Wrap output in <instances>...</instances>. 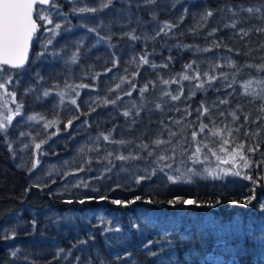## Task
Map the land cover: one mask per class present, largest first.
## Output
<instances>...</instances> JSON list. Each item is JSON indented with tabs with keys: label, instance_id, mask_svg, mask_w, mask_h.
Wrapping results in <instances>:
<instances>
[{
	"label": "trees",
	"instance_id": "1",
	"mask_svg": "<svg viewBox=\"0 0 264 264\" xmlns=\"http://www.w3.org/2000/svg\"><path fill=\"white\" fill-rule=\"evenodd\" d=\"M100 2L57 0L66 19L54 18L57 23L61 22L62 29L52 38V44L43 38L41 27L28 64L19 69L2 66L5 71L0 83L10 75L16 77L22 73L18 84L10 81L9 87L22 105L23 113L46 114L49 103L41 98V91L75 88L80 91L77 103L61 115L60 134L64 133V123L71 121L68 130L74 131L75 136L92 134L101 139L108 136L107 141L103 139L104 151L119 153L120 149H134L126 156L127 161H121L124 164L145 161L151 169L189 162L197 146L210 152L222 142L216 143L218 138L210 136V132L213 134L215 128L223 125L221 136L226 138L223 148L236 153V164L230 173L240 175L196 179L185 185L169 183L160 189L150 179L139 185H118L110 191L94 192L85 188L55 191L51 183H40L34 170L17 163L12 153L15 126L25 128V125L13 117L7 132L0 134V236L11 225L10 218L18 217L25 226L14 229V239L0 238V264H100L97 250L108 264H156V258L148 256L139 244L157 237L163 229L171 230L173 224L178 229L173 233L177 244L181 243L180 235L191 236V242H197L199 225L212 220L231 222L235 226L228 248L216 250L210 257L212 264H264V210L261 207L264 180L260 179L264 177V112L260 111L264 100L259 98L264 97V84L258 83L264 80V71L257 70L264 64V32L258 31L264 28V0H157L156 5L139 7L138 0L131 3L118 0L114 7L97 13L73 14L71 10L84 6L99 8ZM250 7L261 11L250 14L246 11ZM208 10L213 16L202 20L201 16ZM164 22L177 27L167 36L146 39L155 36ZM97 24L101 25L97 29L99 34L111 36V40L97 42L96 34L88 32V28ZM70 27L71 31H67ZM133 30L140 40L133 41L124 35ZM241 30L248 35H243ZM145 52L149 54V64L141 65L139 57ZM113 61H117L115 66ZM152 64L157 67L153 68ZM163 64L168 66L161 67ZM186 64L193 66L185 69ZM182 74L192 77L199 74L200 79L182 80ZM211 77L215 79L208 83ZM165 80L169 83L165 84ZM249 81L252 83L246 88ZM200 83L204 84L203 88L196 87ZM145 86L147 91L141 93L139 90ZM246 91L251 95H245ZM172 95L180 99L172 100ZM5 107L0 104L3 115H6ZM125 111L130 113L128 117L123 115ZM202 125L206 126L203 130ZM39 138L50 140L41 135ZM157 140L161 141L159 145L155 143ZM46 144L44 148L49 149ZM249 148L256 150L249 151ZM40 154L46 155L45 151ZM241 156L248 161V168L244 167ZM246 176H251L256 183ZM137 195L141 200L127 207L110 202L134 199ZM99 196L109 199L83 205L76 202ZM252 196L255 198L251 204L242 203ZM176 197H190L197 203L169 205L168 200ZM148 199L153 203L144 202ZM67 200L74 202L67 204L64 202ZM233 200L238 203L232 204ZM90 213L115 219L116 226L126 231L145 215L161 223L159 229L149 231L143 239L130 230L126 245L117 248L122 255L125 251L131 252V258L116 260L115 249H106L99 235L106 223L94 228L100 222L93 217L87 219ZM33 219L37 221L35 231L30 225ZM89 233L96 234L94 242L77 244L78 240L88 239ZM73 244L77 247L72 248ZM189 246V243L183 244L184 249ZM17 248L20 251L12 257ZM59 249L64 251L57 257Z\"/></svg>",
	"mask_w": 264,
	"mask_h": 264
},
{
	"label": "snow or ice",
	"instance_id": "2",
	"mask_svg": "<svg viewBox=\"0 0 264 264\" xmlns=\"http://www.w3.org/2000/svg\"><path fill=\"white\" fill-rule=\"evenodd\" d=\"M69 2L74 3V0H69ZM118 2V0H101L100 7H73L71 10L73 14H82V13H97L100 11H103L104 9H108L111 7H114L115 3ZM127 3H131V0H125ZM157 0H138L137 6H147V5H156ZM38 5L45 6L44 8H38ZM61 5L57 3V0H0V76L3 75L5 69L2 67L4 65L10 66L11 68H22L25 64V60L27 58V51L29 47V43L33 41L34 35L38 32V29L43 27L45 32H48L51 34V38L48 39V44H52L53 39L55 36L59 34V31L62 29V25L60 23H54L53 18H64L66 19V14L63 13L61 9ZM175 7V5H173ZM187 11V9H185ZM246 11L248 13L260 12V8H247ZM35 14V18H34ZM213 16V12L208 10L206 11L202 16V20H207L209 17ZM37 20L44 22V24L38 25ZM181 20H183V16H181ZM47 25H51V27H47ZM100 24H97L96 27L88 28V32L95 33L97 36V42L104 41V40H111V36L105 37L101 36L97 29L100 27ZM177 27V25H173L168 22H164L163 26L159 28L158 31H156L155 36L153 37H146V39H155L156 37H159L161 35L167 36L168 32L174 28ZM232 27H235V24L232 25ZM134 31L131 32H125L124 35H126L130 40L138 41L140 40V37L138 35L134 34ZM258 31L264 32V28L258 29ZM243 35H248L247 32H243L241 30ZM45 53H40L41 56H43ZM149 54L145 52L143 55L139 57V62L141 65L149 64L148 59ZM171 59V57H169ZM76 62V57H73V63ZM117 61H113V64H115ZM167 64L161 65V67H167ZM192 64H186L185 69H191ZM248 67H252V65H247ZM152 67L155 68L157 65L152 64ZM258 71H264V64H261L257 68ZM206 75V74H205ZM11 77H8V80L4 83H0V88L5 87V83H8L11 81ZM123 79V78H122ZM180 79L182 80H192V79H200V75L197 74L195 77L189 76L187 74H182ZM215 77H211L208 83H211V80H214ZM165 84H168L169 81L165 80L163 81ZM173 83L176 81L173 80ZM252 81H249L246 85V88L250 86ZM258 83L264 84V80L258 81ZM80 87H86V85H80ZM119 87V86H117ZM135 87V85H133ZM197 88H203L204 84L200 83L196 85ZM141 93L147 91V86L144 88H141L139 90ZM183 90L181 89V92ZM49 93L45 92L44 96H48ZM127 95H131V93H127ZM166 95H170L166 93ZM245 95H251L249 92H245ZM257 97H254V99ZM261 100H264V97H259ZM119 99V97H117ZM172 100H179L180 96L172 95ZM111 103H115V101H110ZM72 104H76V100L71 101ZM106 103H108L106 101ZM221 103H227V101H221ZM157 108H160V105H156ZM203 107V106H201ZM95 109H93L94 111ZM261 112H264V105L260 108ZM205 112H207V109H205ZM19 108L17 109V112L14 113V115H19ZM203 114V113H202ZM123 115L125 117H128L130 113L128 111L123 112ZM236 118L235 116L233 117ZM13 116L8 115L5 116L4 120L0 121V134L7 132V126L12 123ZM30 120H34V116L28 117ZM247 119V117H245ZM69 124H71V121H69ZM202 125V129L203 130ZM23 135V133H21ZM247 135V133H246ZM193 136L195 137V133H193ZM103 139L107 141L109 139L108 136H103ZM157 145L161 143V141L157 140L155 141ZM27 147V145L25 146ZM37 149L40 148V144H36L35 146ZM145 147H147L145 145ZM244 146L241 144L240 148H243ZM9 148H11V145H9ZM254 148H249V151H255ZM151 155V153H149ZM133 159H136L137 157H132ZM242 160H245L244 167L248 168L249 163L245 159V157H240ZM118 159L122 161H127L129 157L126 156H119ZM161 160L165 159L164 157H160ZM38 163V162H37ZM36 167V163L33 164V168ZM168 167H171L168 165ZM84 169L81 168L80 171H83ZM110 171V169H109ZM160 171H163L161 168ZM233 175H240L239 172L232 173ZM152 175H155V170L151 175L146 176H139L135 179V183L137 185L141 184L144 180H150L152 178ZM99 178V177H98ZM246 179L252 180V182L255 184L256 181L251 176H246ZM168 181L170 183H176L179 179L178 177H173L169 175L167 177ZM260 179L264 180V177H261ZM81 184L87 188L88 182L87 181H81ZM81 184H76L75 187H80ZM93 191H98V189H93ZM254 192V190H253ZM255 197H248L246 198L242 203L244 205H248L252 203V200ZM109 197L107 196H99L97 197H86L84 199H79V204L83 205L85 203H90L93 200H95L97 203H100L102 201L108 200ZM141 197L139 195L135 196L134 199L130 200H120V199H112L110 202L113 205L123 206L127 207L130 204H135L137 201H140ZM67 204H72L74 201L67 200L64 201ZM145 203H153V200L148 199L144 201ZM197 202L195 200L191 199H181L180 197H176L175 199L168 200V204L171 206H175L176 204H183V205H194ZM219 203V201H217ZM238 201L233 200L232 204H237ZM199 206V205H197ZM262 210H264V205L261 206ZM55 223V222H54ZM103 220L100 221L99 224L93 225L94 228H100L101 225H103ZM160 221L158 219H155L151 216L145 215L140 220H138L136 223L131 224L130 230H134L136 235L143 239L149 231L153 229H159L160 227ZM37 221L33 219L30 222V225L35 231ZM234 225L229 223H224L222 221H216L212 220L207 223H201L199 225V240L197 242H191L192 238L191 236L187 235H180V244H177L176 240L173 237V233H176L178 229L173 224L171 227V230L169 229H163L159 232L158 236L147 240L146 243H141L138 245V247L145 251L146 254L150 257L156 258V264H212V261L210 257L215 254L216 250H219L221 248L227 249L229 246V237L234 236ZM124 230L121 226H106L102 227V230L100 231L99 235L102 237V242L106 249L108 250H114L113 256L116 260L121 259H128L131 258V252L125 251L123 255L118 250L117 246H124L126 245V241H128L131 231ZM16 236L15 231H12L11 235L7 234V229H5V234L3 236H0V238L4 240H11L14 239ZM96 234L95 233H89L88 239H81L77 241V244L80 245H87L89 241H95ZM184 243H189L190 246L187 249L183 248ZM197 243L199 244V247H197ZM77 244H73L72 248L77 247ZM153 246L156 247V250L153 251ZM20 251L19 248H17L15 251L11 253L12 257H16L17 253ZM64 249H59L57 252V257H59L60 253L63 252ZM68 255H71V248L68 250ZM97 256L100 259V264H108V262L100 255L99 251L97 250ZM80 257L77 256L76 260H79Z\"/></svg>",
	"mask_w": 264,
	"mask_h": 264
},
{
	"label": "rangeland",
	"instance_id": "3",
	"mask_svg": "<svg viewBox=\"0 0 264 264\" xmlns=\"http://www.w3.org/2000/svg\"><path fill=\"white\" fill-rule=\"evenodd\" d=\"M39 8H44V6ZM54 23H57L56 19H54ZM47 27H51V25H47ZM70 29L71 27L67 31H71ZM41 34L43 38L48 39L51 35L45 32L44 29L41 30ZM10 77L13 83L18 84L17 82L22 77V73L19 72L16 77H13V75H10ZM7 80L8 78L2 83ZM41 92V98L47 99L49 103L45 107L46 114L35 112L25 114L23 113L22 105L15 99V93L11 91L9 82L5 83V87L0 88V104L6 106V115L0 113V121L4 120L5 117L3 116L12 115L16 119L19 118L17 121L20 124L23 122L25 128L14 125L16 131L12 153L22 168L34 170V174L37 175L36 179L40 183H51L52 189L55 191H79L85 188L81 181L88 182L86 190L110 191L118 187V185L132 186L137 177L151 175L154 170L155 175H152L151 179L154 181V186L158 185L159 189L170 183L167 179L169 175L178 177L177 183L185 185V183H192L196 179L224 178L228 174H232L230 172H233L232 167L236 164V153L223 148L224 139H226L221 136L224 129L223 125V128H215L213 134L210 132V136L218 138L216 143L222 141L220 145H214L213 150L210 152L202 146H197L193 159L189 162L176 163L171 165V167L163 166V168L155 167L151 169L149 164L142 160V163L131 162V164H124L118 159L119 156H128V154H131L130 151L134 149L126 148L120 149L119 153L117 151L108 153L103 150L105 143L101 137L92 134L75 136L73 134L74 131L68 130L70 129L69 123H64V133L60 134L59 123L62 120L61 115L67 114L68 111L74 108V104L71 101L76 100L80 91L75 88L64 87L53 92L47 90ZM45 92H48L49 95L44 96ZM18 108L20 114L14 115ZM30 116H34L35 119H28ZM40 135L43 138H50V140L42 138L43 140L41 141ZM36 144H40L39 149L35 147ZM44 144L48 145L49 149H45ZM26 145L27 147H25ZM44 151L46 155L42 156L40 153ZM34 163H36L35 168H33ZM81 168L84 170L80 171ZM161 168L163 171H160ZM76 184H81V186L75 187ZM186 199H190V197ZM91 217L97 221L99 220V222L103 220L106 226H116L117 224L115 219L106 218L102 214L90 213L87 219ZM10 219L11 225L7 228L8 235H11L12 231L18 227L20 229L24 228V222L19 220L18 217Z\"/></svg>",
	"mask_w": 264,
	"mask_h": 264
},
{
	"label": "water",
	"instance_id": "4",
	"mask_svg": "<svg viewBox=\"0 0 264 264\" xmlns=\"http://www.w3.org/2000/svg\"><path fill=\"white\" fill-rule=\"evenodd\" d=\"M40 6H43V5H40ZM45 7V6H44ZM35 15V14H34ZM35 18V17H34ZM37 23H38V21H37ZM38 25H39V23H38ZM40 29V28H39ZM38 29V30H39ZM37 38V33L34 35V38H33V41H31L30 43H29V47H28V51H27V58H26V60H25V64H24V66L25 65H27L28 63H29V58H30V56H31V54H32V48H33V46H34V43H35V41L37 40L36 39ZM10 67V66H9Z\"/></svg>",
	"mask_w": 264,
	"mask_h": 264
}]
</instances>
